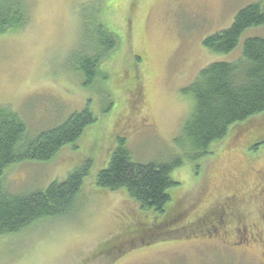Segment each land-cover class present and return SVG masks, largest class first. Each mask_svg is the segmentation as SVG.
I'll use <instances>...</instances> for the list:
<instances>
[{
    "label": "rangeland",
    "instance_id": "1",
    "mask_svg": "<svg viewBox=\"0 0 264 264\" xmlns=\"http://www.w3.org/2000/svg\"><path fill=\"white\" fill-rule=\"evenodd\" d=\"M12 1L24 3L29 22L0 35V107L20 115L31 139L87 107L96 121L79 142L48 163L25 162L4 171L5 189L27 194L65 181L83 163L92 162L72 215L0 236V264L264 263V241L236 249L226 237L209 235L194 222L211 203L231 212L226 203L232 198L226 196L232 195L231 181L238 173L241 181L250 177V185L242 183L247 187L242 195L254 187L260 174L256 170L264 167V145L249 169L244 159L250 156L242 153V146L264 136V114L236 124L204 159L192 160L176 142L193 109L192 97L182 91L212 63L242 58L247 39H264V26L246 31L230 54L208 51L205 40L230 29L242 8L264 5V0ZM94 20L117 35L118 48L100 52L105 57L96 80L86 86L73 55L86 58L97 50L86 39ZM118 138L126 139L142 164L183 161L171 173L178 183L172 196L186 210L178 216L180 223L159 230L152 213L143 211L125 189L100 190L97 175L109 165ZM208 177L212 181L204 196ZM245 204L250 200L235 202L232 211H243ZM251 209L250 220L256 215Z\"/></svg>",
    "mask_w": 264,
    "mask_h": 264
},
{
    "label": "trees",
    "instance_id": "2",
    "mask_svg": "<svg viewBox=\"0 0 264 264\" xmlns=\"http://www.w3.org/2000/svg\"><path fill=\"white\" fill-rule=\"evenodd\" d=\"M28 22L29 14L24 3L0 0V35L12 28L25 27ZM93 23L94 28L88 31L91 37L86 39L94 41L92 44L97 45V50L88 53L86 58L81 53L73 55L85 76L86 86L96 80L98 65L105 57L100 52L110 53L118 48L117 35L101 22L94 20ZM262 26L264 5L254 3L239 11L230 29L210 35L204 46L218 55L233 53L246 31ZM243 50L242 58L233 63L215 62L201 70L196 80L182 91L185 96L192 97L193 109L176 142L188 152L182 153L192 160L204 159L209 155L211 147L225 139L236 124L264 114V39H247ZM95 121V114L87 107L72 114L63 124L31 139L26 136L28 128L20 115L11 108L0 107V236L17 235L40 220L72 215L83 193L91 161H86L72 171L65 181H55L46 190L27 194L13 195L7 191L3 183L4 171L14 164L48 163L63 148L79 142ZM117 144L109 165L97 175L100 190L116 192L125 189L130 199L143 211L152 213L153 223L161 230L180 223L179 217L184 216L186 210L182 202L175 201L172 196V189L178 183L171 173L181 167L183 161L178 159L171 163L157 164L153 161L142 164L140 159H134L126 139L118 138ZM248 160V157L244 159L246 162ZM199 171L196 170L195 174L198 175ZM226 197L231 198L232 195ZM243 206V211H240L243 217L250 216L253 210L251 206L264 212V203L255 204L253 201ZM204 212L202 210L196 216L195 223ZM130 237L121 238L119 245H123ZM261 239L264 241V236Z\"/></svg>",
    "mask_w": 264,
    "mask_h": 264
},
{
    "label": "flooded vegetation",
    "instance_id": "3",
    "mask_svg": "<svg viewBox=\"0 0 264 264\" xmlns=\"http://www.w3.org/2000/svg\"><path fill=\"white\" fill-rule=\"evenodd\" d=\"M246 143L247 144L242 146V150L250 156L247 161V168L249 169V167L253 168L254 164L260 157L261 152H257H259L260 147L264 144V136L259 135L258 137H253L246 141ZM249 172L251 171L249 170ZM256 173L260 174H256L254 177V187L244 193L247 198L241 194V190L244 192L247 188L242 184L243 182L250 185V177L248 176L244 181H241L240 174L232 178L231 184H233L234 188L232 191L233 196L231 198L234 200H230L226 203L227 208H232L231 212L221 210L217 207L216 203H211L207 206L202 216L199 217L200 219L198 222L207 228L205 231L206 233L209 232V235H216L217 238L226 237L227 240H230L233 243L236 249L246 246L250 248L254 242L263 241L261 238L264 236V212L256 210V215L253 216L254 220L251 221L249 217H243V214H240L241 212H236V210L232 211L234 210L233 205L235 202L242 201L248 203L250 200V203L253 201L255 204L264 203V167H262L261 170H256ZM211 181L212 177H208V186L203 194L204 196H207ZM228 229L230 230V233L228 232ZM238 240H241V242L238 243Z\"/></svg>",
    "mask_w": 264,
    "mask_h": 264
}]
</instances>
